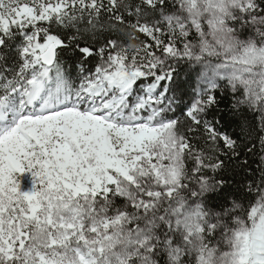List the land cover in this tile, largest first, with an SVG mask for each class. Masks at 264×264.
<instances>
[{
  "label": "snow or ice",
  "instance_id": "1",
  "mask_svg": "<svg viewBox=\"0 0 264 264\" xmlns=\"http://www.w3.org/2000/svg\"><path fill=\"white\" fill-rule=\"evenodd\" d=\"M0 264H264V0H0Z\"/></svg>",
  "mask_w": 264,
  "mask_h": 264
}]
</instances>
